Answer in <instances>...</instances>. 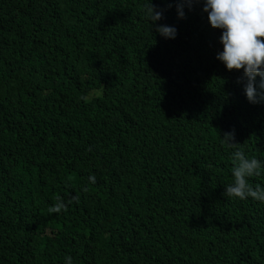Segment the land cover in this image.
Masks as SVG:
<instances>
[{"label": "trees", "instance_id": "obj_1", "mask_svg": "<svg viewBox=\"0 0 264 264\" xmlns=\"http://www.w3.org/2000/svg\"><path fill=\"white\" fill-rule=\"evenodd\" d=\"M146 3L0 0V264H264V203L223 195L221 143L264 160V101L202 0H152L174 39Z\"/></svg>", "mask_w": 264, "mask_h": 264}, {"label": "clouds", "instance_id": "obj_2", "mask_svg": "<svg viewBox=\"0 0 264 264\" xmlns=\"http://www.w3.org/2000/svg\"><path fill=\"white\" fill-rule=\"evenodd\" d=\"M192 0H177L178 18H184L185 7L191 8ZM168 4V7H171ZM202 11L207 13L210 25L221 29L219 42L222 50L217 52V59L226 69L242 70L243 90L250 103L264 101V0H202ZM144 17L149 20L165 39H174L177 35L175 26L157 24L162 18V10L147 0L143 8ZM259 77V79H257ZM234 134L225 132L221 143L233 147L231 153L233 167L231 182L224 185L226 198H251L264 203V185L248 183V178L264 174V160L247 156L235 147ZM89 183H95V176L89 175ZM62 202H57L49 211L59 212ZM64 264H73L71 256H65Z\"/></svg>", "mask_w": 264, "mask_h": 264}]
</instances>
